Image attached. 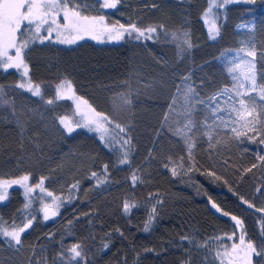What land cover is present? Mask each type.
Instances as JSON below:
<instances>
[{"label": "trees", "instance_id": "16d2710c", "mask_svg": "<svg viewBox=\"0 0 264 264\" xmlns=\"http://www.w3.org/2000/svg\"><path fill=\"white\" fill-rule=\"evenodd\" d=\"M78 2L87 5L86 14L103 15L109 24L163 27L152 39L131 35L120 44L83 41L67 47L36 40L24 60L30 80L41 86L39 97L16 86L22 82L16 68L0 67V180L27 175L33 189L43 177L45 192L63 202L55 218L45 220L36 198L28 203L23 190L9 189L0 201V223L22 226L32 219V225L22 233L21 245L10 246L0 236V264H220L216 252L229 246L227 237L234 232L235 243L244 234L259 250L264 128L257 125L253 132L242 128V121L233 124L239 98L235 90L219 93L236 83L228 67L239 48L254 43L258 52L264 50V0H234L215 10L220 29L215 40L204 21L209 0H119L108 9L100 8L103 0ZM184 32L193 47L181 51ZM257 71L264 72L260 63ZM65 80L76 96L113 120L109 128L130 138L124 144L127 163L96 134L69 133L60 123L62 116L76 121L74 104L56 99V86ZM189 87L194 94L186 102ZM251 95L264 104L258 93ZM217 104L221 110L213 116ZM190 107L191 151L185 137L173 134L187 122L183 114ZM257 114L264 121V112L257 108ZM208 125L211 141L204 135ZM73 244L82 252L76 260L67 251ZM253 264H264V254L254 255Z\"/></svg>", "mask_w": 264, "mask_h": 264}, {"label": "snow or ice", "instance_id": "6c2138e0", "mask_svg": "<svg viewBox=\"0 0 264 264\" xmlns=\"http://www.w3.org/2000/svg\"><path fill=\"white\" fill-rule=\"evenodd\" d=\"M99 2V0H97ZM232 0H222L220 6L222 7L226 3H230ZM119 0H103L100 3V8H116ZM87 5H81L78 0H0V67L5 70L8 68L23 69L22 75L28 76V65L24 60V51L30 47L36 40L43 42L45 39H49L53 33L56 34V39L63 44H74L77 40L83 39L85 36H90L93 39H102L107 37L108 40L119 41L122 40L125 34L131 36L133 33L136 34V39L144 37L145 39H152L151 34L157 32L160 26H150L147 29H141L135 23L129 24L125 27L123 24H109L106 22L103 15H91L86 14ZM207 16V12L204 14ZM244 27V25H240ZM45 31L47 36H41V31ZM209 38L215 40L220 35V29L217 24L213 21L208 27ZM173 38H176V33H173ZM183 40L181 51L184 50V46L187 49L193 47L188 32L183 33ZM259 58V59H258ZM257 63H260L261 68L264 69V50L257 51L254 43L243 46L236 51V55L231 61H229L230 67L228 72L232 74V79L236 81L232 89L227 87L220 90L219 95H225L228 92L235 90L236 96L239 98L237 103L239 107L233 105L232 112L235 114L236 119L232 121L233 124L241 122L242 128H247L249 131L255 132L257 125L264 128V121H261L257 113V108L264 112V104L258 105L256 98L251 93H258L260 101H264V72L258 73ZM238 73V74H237ZM259 76V79H258ZM185 79H188L185 77ZM247 84V87L245 86ZM20 89H25L30 92L33 96H41V86L34 84L30 79L24 80L23 82L16 85ZM239 89H244L241 92ZM0 93H2V87H0ZM194 94V89L189 87L185 94V101L188 102L190 95ZM198 95V94H197ZM244 97H247L245 99ZM71 98L76 102V110L81 116V121H75L77 127H89L90 130L101 133L100 139L104 140L106 135H110L108 125L113 124V120L106 114L98 112L93 108L87 100L75 95L72 89L71 81L65 80L56 86V99ZM215 100L216 97L210 98ZM232 97L229 96V100ZM7 103V101H3ZM54 100H48L49 105L53 104ZM125 104L130 103V100L124 99ZM175 103V100L173 101ZM197 103H203L198 100ZM171 107V106H170ZM194 107V106H193ZM192 110L184 113L187 117V122L182 126L175 129L174 135L182 136L189 141V151L194 146V142H190L191 138L187 136L188 132H191L195 127V122L192 119ZM220 107L217 104L214 108H211V114L216 115L217 111H220ZM60 123L71 133L74 129L72 127L73 121L68 116H62L59 118ZM168 119L167 114L165 120ZM221 122L223 118H221ZM179 124V121H177ZM94 126V128L92 127ZM209 131L204 133L211 141L212 139V126L208 125ZM115 129H119L120 132H124L125 128L119 123H115ZM232 131L237 136L242 135L238 129L232 128ZM114 139V138H113ZM124 144L130 143V138L123 140ZM264 143V140H261ZM128 153H124V159L120 163H127ZM264 160V156L259 157ZM256 167V165H253ZM106 170V166H105ZM248 169L247 171H250ZM173 175L176 174L175 169L172 170ZM93 176L96 173L92 174ZM133 181L137 180L138 177L133 175ZM29 176L25 175L20 177L18 180H0V201H3L7 197V187L11 184H19L25 187L26 192H31L33 189L28 186L27 181ZM103 181H101L102 183ZM44 178L42 177L40 183L36 187L40 188L41 191H46L43 188ZM76 187V185H73ZM48 196L53 197L51 192L47 193ZM59 197H53L54 207L45 205L43 208L44 219H49L50 215L55 216V209L59 207V204H55ZM247 203V201H245ZM29 205H25L28 208ZM129 204L125 203L124 209L128 211ZM215 208L216 205L213 204ZM249 207L253 205L249 204ZM257 211L264 212V209H257ZM152 213H155L153 208ZM153 214H150L149 221L145 225V230L153 219ZM228 215V213H224ZM34 219V218H33ZM232 220L236 222V226H242V221L237 217L233 216ZM32 225V219H29L27 223L20 225L13 224L7 226L5 223H0V236L8 239L10 246L21 245V235ZM235 232L228 236V240H232L235 237ZM262 235H264V229H262ZM186 239V238H185ZM220 239V238H217ZM238 243H232L231 246H222V251L216 252V257L220 260V264H253V255L259 257L264 254V246H261L259 250L255 243L251 240H246L245 235L239 236ZM14 242V245L11 243ZM107 247V245H105ZM71 253L70 259L76 260L82 256V252L79 244H73L71 248L67 249ZM62 255V254H61Z\"/></svg>", "mask_w": 264, "mask_h": 264}, {"label": "rangeland", "instance_id": "374dc122", "mask_svg": "<svg viewBox=\"0 0 264 264\" xmlns=\"http://www.w3.org/2000/svg\"><path fill=\"white\" fill-rule=\"evenodd\" d=\"M232 1H234V0H232ZM237 1H240V0H237ZM209 3H210V6H209V10H208L207 16L204 17V21H205V24L207 26V29H208L209 25L213 21L214 22L216 21L215 18H214L215 17L214 11L217 10L220 7V5H219L220 0H209ZM40 35L41 36H47V33L42 30ZM132 35H136V34L133 33ZM128 36L129 35L125 34L124 38L122 40H119V41L108 40L106 36L103 37L102 39H93L90 36H85L83 39L77 40V42L74 43V44H63V43H60L56 39V34L53 33L52 36L49 39H45V40H43V42H46V41L56 42V43H59L61 45L67 46V47L74 46L77 43H80V42H83V41H91V42H94L96 44H120ZM151 36H153V33L151 34ZM37 41L39 43H43L40 40H37ZM16 70L20 73V75L22 77V82L24 80L30 79L29 71H28V76L27 77H24L22 75V73H23V69L22 68L21 69H16ZM245 86L247 87V84ZM243 91H244V89H243ZM64 100H70L74 104L75 109H76V102H75V100H73L71 98H64ZM72 121H73L72 127L74 129L72 132H74V131H76L78 129H85V130H87V131H89V132H91L93 134H96L99 137V139H100L101 133H99L97 131H94V130H90L89 127H82V126L81 127H77L75 121L74 120H72ZM76 121H81V123H83V121L81 119V116L79 115V113L77 112V110H76ZM92 127L94 128V126H92ZM108 127H109V125H108ZM109 130H110V135H106L105 138H104V140H102V141L105 142L110 147H113V148H116L117 150H119L120 151V154L122 156H124V153H127V148H126V146L123 143V139L121 138V136L117 132L113 131L111 128H109ZM27 184L30 187L28 181H27ZM12 188H19V189L23 190L25 197H27L28 203L33 202L34 199L36 198L37 199V202H39L40 205H41L42 212H43V208H44L45 205H49V206H53L54 207L53 197L48 196L45 191H41L40 188H38V187L33 188V190L31 192H26L25 187H23V186H21L19 184H11L9 187H7L6 191H8L9 189H12ZM4 201H5V199L2 202H4ZM55 204H59V207L55 209L56 214H57V212L61 208V205L63 204V202L61 200H58V201H55ZM43 215H44V212H43ZM55 216L50 215V217H49L48 220L55 218ZM232 243H235V242L233 240H231L229 242V247L231 246ZM238 264H239V262H238Z\"/></svg>", "mask_w": 264, "mask_h": 264}]
</instances>
